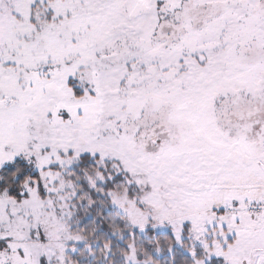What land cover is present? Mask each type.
<instances>
[{"label": "snow or ice", "instance_id": "snow-or-ice-1", "mask_svg": "<svg viewBox=\"0 0 264 264\" xmlns=\"http://www.w3.org/2000/svg\"><path fill=\"white\" fill-rule=\"evenodd\" d=\"M0 264H264V0H0Z\"/></svg>", "mask_w": 264, "mask_h": 264}]
</instances>
